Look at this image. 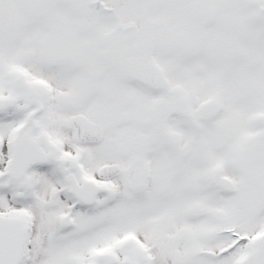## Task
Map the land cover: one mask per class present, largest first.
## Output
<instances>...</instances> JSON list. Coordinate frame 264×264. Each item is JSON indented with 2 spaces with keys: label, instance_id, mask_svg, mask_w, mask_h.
I'll list each match as a JSON object with an SVG mask.
<instances>
[{
  "label": "snow or ice",
  "instance_id": "1",
  "mask_svg": "<svg viewBox=\"0 0 264 264\" xmlns=\"http://www.w3.org/2000/svg\"><path fill=\"white\" fill-rule=\"evenodd\" d=\"M0 264H264V0H0Z\"/></svg>",
  "mask_w": 264,
  "mask_h": 264
}]
</instances>
